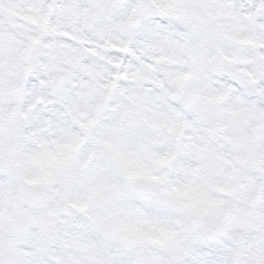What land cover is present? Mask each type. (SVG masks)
I'll return each instance as SVG.
<instances>
[{
    "label": "snow or ice",
    "instance_id": "obj_1",
    "mask_svg": "<svg viewBox=\"0 0 264 264\" xmlns=\"http://www.w3.org/2000/svg\"><path fill=\"white\" fill-rule=\"evenodd\" d=\"M0 264H264V0H0Z\"/></svg>",
    "mask_w": 264,
    "mask_h": 264
}]
</instances>
